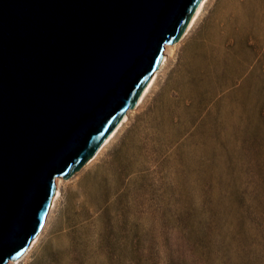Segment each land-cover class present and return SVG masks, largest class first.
<instances>
[{"label":"rangeland","instance_id":"1","mask_svg":"<svg viewBox=\"0 0 264 264\" xmlns=\"http://www.w3.org/2000/svg\"><path fill=\"white\" fill-rule=\"evenodd\" d=\"M12 264H264V0H208Z\"/></svg>","mask_w":264,"mask_h":264},{"label":"water","instance_id":"2","mask_svg":"<svg viewBox=\"0 0 264 264\" xmlns=\"http://www.w3.org/2000/svg\"><path fill=\"white\" fill-rule=\"evenodd\" d=\"M202 0H0V264L98 152Z\"/></svg>","mask_w":264,"mask_h":264},{"label":"bare ground","instance_id":"3","mask_svg":"<svg viewBox=\"0 0 264 264\" xmlns=\"http://www.w3.org/2000/svg\"><path fill=\"white\" fill-rule=\"evenodd\" d=\"M208 0H202V2L200 3V5L198 6L195 14L193 15L185 33L182 35L181 39L184 37V35H186L190 29L192 28V26L194 25L195 21L197 20V18L200 16V14L202 13L205 5L207 4ZM181 41V40H180ZM176 46L175 45H168L166 46V49H165V52H164V58H163V61H162V65L160 67V69L155 73V75L153 76V78L151 79V81L149 82V84L147 85V87L145 88V90L143 91L142 95L140 96L139 100H138V103H137V107L143 102L144 98L146 97L147 93L150 91V89L152 88V86L154 85L157 77H158V74L159 72L163 69V67L166 65L167 61H168V56L172 54L174 48ZM128 120V114H126L124 116V118L122 119V121L120 122V124L117 126L116 130L105 140V142L102 144V146L100 147V149L98 150V152H100V150L104 147V145L116 134V132L118 131V129ZM97 152V153H98ZM96 156V155H95ZM94 158V157H93ZM64 180L62 179H57V192H56V196L54 197V200H53V204H52V208L50 210V213L47 217V220L45 222V225L42 229V232L44 229H46L47 225H48V221L50 220V217H51V214H52V211L54 210L55 208V205H56V202L58 201V199L60 198V187L62 185V182ZM42 235V233H41ZM41 237V236H40ZM38 243V241H33V243L31 244L30 248L28 249L27 253ZM26 256V255H25ZM24 258V257H23ZM9 264H12V263H9Z\"/></svg>","mask_w":264,"mask_h":264}]
</instances>
